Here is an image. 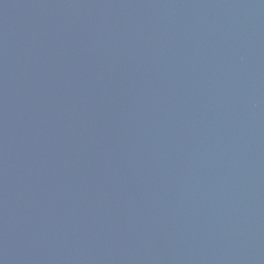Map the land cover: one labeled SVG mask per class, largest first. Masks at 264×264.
Listing matches in <instances>:
<instances>
[{"label": "water", "instance_id": "1", "mask_svg": "<svg viewBox=\"0 0 264 264\" xmlns=\"http://www.w3.org/2000/svg\"><path fill=\"white\" fill-rule=\"evenodd\" d=\"M0 264H264V0H0Z\"/></svg>", "mask_w": 264, "mask_h": 264}]
</instances>
